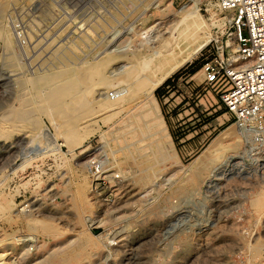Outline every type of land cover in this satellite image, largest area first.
<instances>
[{
	"label": "rangeland",
	"instance_id": "1",
	"mask_svg": "<svg viewBox=\"0 0 264 264\" xmlns=\"http://www.w3.org/2000/svg\"><path fill=\"white\" fill-rule=\"evenodd\" d=\"M163 1L0 0V121H17L0 133V193L12 198L0 210V264H264V141L250 148L238 127L218 144L233 121L202 81L205 48L157 90L170 154L155 134L131 128L133 115L145 116L141 104L100 119L106 94L114 99L126 82L117 91L95 82L75 96L54 78L123 51L106 66L113 77L130 53L142 56L168 37L178 12L192 5L210 26L206 48H232L230 14L215 0ZM155 6L166 10L157 15ZM59 25L66 27L57 37ZM96 159L98 172L90 167ZM139 171L148 181L134 180ZM78 182L87 197L81 217L71 215Z\"/></svg>",
	"mask_w": 264,
	"mask_h": 264
},
{
	"label": "bare ground",
	"instance_id": "2",
	"mask_svg": "<svg viewBox=\"0 0 264 264\" xmlns=\"http://www.w3.org/2000/svg\"><path fill=\"white\" fill-rule=\"evenodd\" d=\"M156 2L158 3V1H156ZM166 5H167V3H166ZM194 6H196V5H194ZM194 6L192 5V7L191 6L187 7L186 9L180 11L181 13L178 12L180 15L179 19L173 25L168 27L169 28L168 29L169 30L168 31V34H169L168 37H163L161 35V36H158L156 38L154 35V37L156 38V40H155L156 44L152 47L151 46H148V48L145 47L146 49H144L142 56H139L138 53H130V59H129L130 61H128L129 66L127 68L121 70V71L119 70V72L116 71L117 74H115L113 77L111 75L109 76V74L107 75L106 66L109 65L108 63L110 62V60L112 58L117 57V56L122 57L123 51H118V50H117L118 52L112 51V52L106 53V54L96 58L95 60H93L91 62L85 61L80 66L77 64L78 67L76 66V68H67L66 67L63 70L62 69L59 70V74L57 76H54V78H57V80L60 81V83L57 85H59L60 89H62V90L64 89V94H69V95L73 94L76 96L79 94V91L84 90V88L86 86L91 85L92 83H95V82H99L100 85H98V84L97 85L102 86V87H106V86L108 87V85L109 86L112 85V86H114L116 91L118 90L116 88V86H118L119 82H121V83L126 82L125 84L127 85V87L125 89L122 87L121 88L119 87V90H121V92L118 93V95L114 99H110L107 96L108 93L106 94V96L104 97V99H106L105 102H102L101 105L98 106V107H104V112L99 116L100 119L105 122L110 117H112L113 115L115 116L118 112L120 113L123 110L127 111V109L128 110L134 109L138 105L141 104L142 106H144L146 108L145 109L146 113L144 114L145 115L144 118L145 117L147 118V116H148V121L147 120L143 121L144 118L142 120L141 118L134 117V115H133V119L131 121V125H132L131 128L133 129L134 133L138 134L139 136H147L148 137L152 134H155L154 136L158 140V142L160 143L162 148L164 147V149H166V153L170 154L172 152V150H171L172 142H171L168 130H167V125L163 121L161 114L159 112L158 103H157L156 98L154 96L153 90L156 87H158V85L163 80H165V78L168 77L171 73H173L175 70H177L184 63L190 61L193 57H195L196 53L199 52L210 41V37H211V35L209 33L210 26L206 22L204 17L201 15V13L197 9V7L195 8ZM155 7L156 8H155L154 12H156L157 15L163 14V12L166 10V9H161L159 6H155ZM162 8H164V7H162ZM72 15L73 14L68 15V16L72 17ZM68 19H69V17H68ZM64 23H65V21H64ZM59 27H61V25H59L58 28ZM65 27H66V25L59 28L57 35H56L57 37L61 34L62 30ZM86 30L88 32L90 31L89 29H86ZM48 33L49 32H47L45 34V37ZM6 37L9 38V44L11 45L12 39L10 38V34H9L8 30L6 31ZM92 37H93V35H92ZM128 39H130V38H125V40H124L125 42H123V43L125 44L126 41H128ZM154 39L153 40L151 39L153 41V43H154ZM7 42H8V40H7ZM145 42H147L146 39H145ZM146 44L148 45L149 43L147 42ZM169 45L172 47L170 48ZM128 52H129V50H128ZM24 53H25V55H27L28 50L25 49ZM82 58L83 57H81V59ZM115 65H117V64H114V66ZM110 66H112V65H110ZM111 69L112 68H110L108 70H111ZM155 72H158V74L156 75ZM134 74L137 76L135 78H133L129 84L127 81L130 79V76L131 75L134 76ZM190 79H188L186 81L189 82ZM53 82L55 83L56 79H54ZM122 84H124V83H122ZM95 85L96 84H94V86ZM94 86L92 85V88ZM88 88L89 87H87V89ZM87 89H86V91H88ZM91 89H89V90H91ZM106 92H107V90H106ZM75 96H73V97H75ZM65 99H67V98H64V100ZM99 102H100V100L97 101V103H99ZM139 113L140 112H138L137 114H139ZM223 114H226V113L224 112ZM96 117H98V116H96ZM96 117H94V118H96ZM86 121H88V120H86ZM93 121L95 122L96 120H92V123H93ZM16 122H12V120H10L9 122L0 121V133L6 132V131H11V130H16L17 129V127H16L17 123ZM237 129H238L237 125L235 123H233L225 131V134L220 137L218 144H220V142L223 140L224 137H226V138H227V136L228 137L229 136L235 137V135H238ZM31 133H33V132H31ZM141 138H144V137H141ZM145 143H143V144H145ZM215 144H216V142H215ZM215 144H213L212 147L216 146ZM161 146H160V148H161ZM147 149H148V151H151V150H149L150 149L149 146ZM156 152L158 153L159 150L157 149V151L152 153L151 159L155 160L157 158ZM148 153H150V152H148ZM129 154H131V153L129 152ZM142 154H146V153H142ZM132 160H135L134 157H132ZM142 160H144V159L141 158L140 161H142ZM134 163H137V165L139 164V162H135V161H134ZM148 177H149L148 173H144V172L139 171L136 173L134 180L146 182L144 180L148 181V179H149ZM72 192H73L72 195H73L74 201H73V205H72V214L71 215L73 216V213H75L76 216L81 217L80 216L81 214L79 213V211H80L79 203L82 200H85V201L87 200V197H86L85 192L83 190V186L81 184H79V182L76 183L74 185V189ZM11 202H12L11 197H8L7 195L0 193V210H5L6 206L12 204ZM11 220H13V217H10L9 221H11ZM27 221L30 222L31 219L30 220L27 219ZM46 228L48 229L47 232L52 234L53 236H57L59 234L58 228L56 226H54L53 224L52 225L51 224L46 225ZM4 239H5L4 237L0 238V242H3Z\"/></svg>",
	"mask_w": 264,
	"mask_h": 264
},
{
	"label": "built area",
	"instance_id": "3",
	"mask_svg": "<svg viewBox=\"0 0 264 264\" xmlns=\"http://www.w3.org/2000/svg\"><path fill=\"white\" fill-rule=\"evenodd\" d=\"M215 5L230 14L232 48L205 45L199 70L251 148L264 141V0H215ZM91 163L98 172L102 160Z\"/></svg>",
	"mask_w": 264,
	"mask_h": 264
},
{
	"label": "trees",
	"instance_id": "4",
	"mask_svg": "<svg viewBox=\"0 0 264 264\" xmlns=\"http://www.w3.org/2000/svg\"><path fill=\"white\" fill-rule=\"evenodd\" d=\"M167 80H168V78H165V80H163V81L160 83V85H158V87H156V88L153 90V93H154L155 97L158 96V92H157V90H159V88L161 87V84L165 83Z\"/></svg>",
	"mask_w": 264,
	"mask_h": 264
}]
</instances>
